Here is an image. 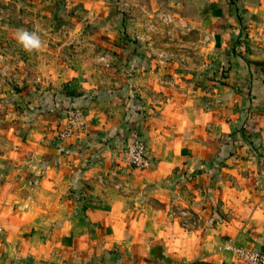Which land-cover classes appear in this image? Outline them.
Segmentation results:
<instances>
[{
    "label": "crops",
    "instance_id": "crops-1",
    "mask_svg": "<svg viewBox=\"0 0 264 264\" xmlns=\"http://www.w3.org/2000/svg\"><path fill=\"white\" fill-rule=\"evenodd\" d=\"M0 33L24 66L0 93V264L264 251V0H0ZM27 91L80 97L83 127L60 135L70 110Z\"/></svg>",
    "mask_w": 264,
    "mask_h": 264
},
{
    "label": "built area",
    "instance_id": "built-area-1",
    "mask_svg": "<svg viewBox=\"0 0 264 264\" xmlns=\"http://www.w3.org/2000/svg\"><path fill=\"white\" fill-rule=\"evenodd\" d=\"M83 127L82 114L78 108L70 109L67 113L64 128L60 135L67 136ZM123 161L134 168H142L148 165L149 158L144 143L138 136L128 140L122 149ZM234 254L243 264H264V251L255 248L235 246L232 248Z\"/></svg>",
    "mask_w": 264,
    "mask_h": 264
},
{
    "label": "rangeland",
    "instance_id": "rangeland-1",
    "mask_svg": "<svg viewBox=\"0 0 264 264\" xmlns=\"http://www.w3.org/2000/svg\"><path fill=\"white\" fill-rule=\"evenodd\" d=\"M152 35L160 36L165 40L170 36L167 27L166 30L152 32ZM22 59L20 51L11 48L8 38L0 33V90H2L0 93H12L10 88L17 82V68H24Z\"/></svg>",
    "mask_w": 264,
    "mask_h": 264
},
{
    "label": "trees",
    "instance_id": "trees-1",
    "mask_svg": "<svg viewBox=\"0 0 264 264\" xmlns=\"http://www.w3.org/2000/svg\"><path fill=\"white\" fill-rule=\"evenodd\" d=\"M27 97L30 99H37L38 104L41 102L44 103L43 107L46 108H52L54 106L55 101H59L62 103V105L65 107V109H75V108H80L83 107L84 104L80 103V97H73V98H66L62 96L61 94H57L54 96L52 93H45V92H26ZM34 106V105H33Z\"/></svg>",
    "mask_w": 264,
    "mask_h": 264
},
{
    "label": "clouds",
    "instance_id": "clouds-1",
    "mask_svg": "<svg viewBox=\"0 0 264 264\" xmlns=\"http://www.w3.org/2000/svg\"><path fill=\"white\" fill-rule=\"evenodd\" d=\"M15 39L26 52L39 51L43 47V41L38 31L18 29L15 32Z\"/></svg>",
    "mask_w": 264,
    "mask_h": 264
}]
</instances>
